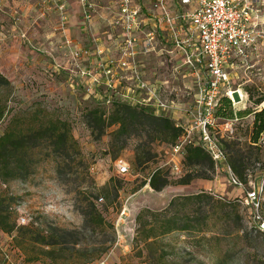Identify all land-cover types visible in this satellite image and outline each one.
<instances>
[{
	"label": "rangeland",
	"instance_id": "374dc122",
	"mask_svg": "<svg viewBox=\"0 0 264 264\" xmlns=\"http://www.w3.org/2000/svg\"><path fill=\"white\" fill-rule=\"evenodd\" d=\"M19 1L7 0L0 9V136L8 129L27 131L52 119L67 124L74 144L66 153L63 179L56 174V158L51 150L38 147L29 153L32 165L28 176L0 185V195L6 199L5 206L13 221L18 224L24 217L27 221L24 225L31 223V227L41 232L52 225L78 229L83 225L78 208L85 204L77 192L90 191L91 201L112 227L114 240L111 242L113 237L108 230L99 227L93 234L83 233L75 249L78 252L71 253L72 257L56 253L58 264L69 258V262L81 264L105 248L108 249L105 254L84 264H264V229H260L264 224V149L260 161L250 160L244 189L230 185L227 175L216 170L210 181L193 180L188 186L171 184L158 193L147 184L142 186L158 167L171 183L188 173L189 167L183 166L181 156L169 154L167 144L151 141L143 127L132 129L134 136L127 138L125 146L122 137L121 140L111 137L114 127L107 129L100 139H93L84 115L101 101L87 94L86 82L77 75V70L87 67L93 72L95 59L72 61L71 51L65 47L64 31L57 28L61 23L59 17H45L35 23L28 19L21 21ZM38 1L42 4V0ZM112 4L115 0L109 5ZM93 14L81 31L88 41L82 49L90 53L97 44L94 36L100 39L101 48L108 46L103 41V33L107 34L108 29H94ZM110 51L113 52L111 47ZM161 60L155 53L139 59L145 79L153 80L151 74L155 69L157 72ZM231 76L229 87L241 90L244 96L242 101H230L231 107L235 112H252L237 118L233 134L224 131L221 134L240 151L249 153L253 112L263 110L264 106V56L253 67L239 64ZM188 84L184 82V92L190 93L185 108L194 94L191 80ZM93 91L106 92L102 84ZM258 100H263L259 107L255 105ZM100 107L107 114L110 112L109 107ZM223 121L226 120L220 119ZM141 140L153 158L136 170L132 167L133 150ZM170 160L182 166V174L170 169ZM119 163L128 168L126 175L117 172ZM249 183L255 186L263 183L261 206L257 210L244 204ZM193 195L198 198L191 199ZM171 200L174 205L168 207ZM139 213L143 218L137 221ZM174 214L185 231L160 235L164 216ZM151 227L154 231H150ZM21 247L24 251L18 249L10 235L0 231V264H48L44 257L35 263L27 262L25 257L42 256V251L38 247L33 250L26 242Z\"/></svg>",
	"mask_w": 264,
	"mask_h": 264
},
{
	"label": "built area",
	"instance_id": "2783aa9c",
	"mask_svg": "<svg viewBox=\"0 0 264 264\" xmlns=\"http://www.w3.org/2000/svg\"><path fill=\"white\" fill-rule=\"evenodd\" d=\"M50 1L53 0H42L41 3L44 5ZM73 1L79 4L86 25L95 5L89 0ZM175 1L153 0L151 12L143 13L141 6L133 0H115L109 10L104 43L110 45L113 52L108 46L95 47L91 53L84 49L73 50L69 40H65V47L70 49V59L74 62L95 59L93 72L83 67L77 70V75L86 82L88 95L93 94L94 87L104 86L109 95L106 106L111 102L112 92H117L120 100L130 106L148 108L155 116L170 119L172 110L183 105L181 113L185 122L174 120L182 129V136L169 154L182 157L188 145L198 146L210 155L217 173L224 172L230 185L244 189L246 185L226 164L227 155L219 138L221 131L233 134L237 118L234 115L233 119L220 122L215 113L221 97L231 102L233 99L236 102L243 100L241 90L229 87L233 69L239 64L253 67L262 62L264 0ZM64 6L62 3L57 5L60 31L65 29ZM161 40L166 45L163 55L169 60L176 59L168 74L163 71L158 76V70L154 71L151 74L153 81H150L145 79L143 65L138 62L141 57L154 54ZM186 76L193 80L194 94L185 108V99L190 98L189 90L184 92ZM261 147L264 149L263 140ZM169 162L172 164L170 169L181 174L179 164ZM127 169L124 164L117 165V172L121 175H126ZM262 185L249 183L250 191L245 193L244 204L254 210L262 201ZM18 221L20 225L27 222L24 217ZM260 229H264V224Z\"/></svg>",
	"mask_w": 264,
	"mask_h": 264
},
{
	"label": "trees",
	"instance_id": "16d2710c",
	"mask_svg": "<svg viewBox=\"0 0 264 264\" xmlns=\"http://www.w3.org/2000/svg\"><path fill=\"white\" fill-rule=\"evenodd\" d=\"M151 12V9L149 10ZM161 65L158 67V76L160 72H166L168 74L170 68L174 64V60H169L165 55H161ZM156 71V69L154 70ZM1 82V81H0ZM101 85V84H100ZM96 86L97 88L100 86ZM106 91V90H105ZM92 96L101 101V104H97L94 109H89L84 115V123L90 131L93 139H100L105 134V131L110 127H114L111 133V137L115 140L124 141L126 145L127 138L134 136L132 129L137 127L144 128V131L149 135L151 141H160L168 145L169 150L176 143L178 138L182 136V129L177 126L175 121L167 116H155L153 111L148 108H137L130 106L120 100L117 92L111 93V102L108 106L105 104V100L109 96L107 91L105 94H97L93 91ZM264 100V99H263ZM263 100L256 101L255 105L259 106L263 103ZM104 106L109 107V113L106 109L101 108ZM215 117L222 120H231L235 115L236 118H243L251 112L238 111L234 114V109L231 107V102L226 97H221L216 106ZM2 112H0V118ZM252 126L249 133L248 139V150L249 153H244L240 149L235 147V143L230 142L229 138H223V134L219 135L220 145L223 151L226 153V164L231 169L232 173L238 177V179L247 185L248 179V167L251 159L260 161V153L262 151L261 140L264 135V108L263 110L253 112ZM137 131V130H136ZM73 140L70 136V130L67 124L59 120L49 119L46 124L40 123L35 128H29L27 131L8 129L0 136V185L4 184V181L25 178L29 174V169L32 165V159L29 153L38 147H45L46 150H51L54 158H56V174L59 178H64V166L67 158L68 148L72 147ZM122 148V147H121ZM134 159L132 167L134 169H141L146 163H148L153 155L144 146L142 140L137 143L134 147ZM183 166L189 167V172L180 175V179L169 182L166 176L163 174L161 168L158 167L148 178L147 181L143 182L150 186V188L157 192L161 191L165 187L176 184L180 186H188L193 180H207L210 181L214 178L215 169L213 161L209 154L202 150L198 146L188 145L185 148L182 156ZM182 168V166H181ZM182 174V172H181ZM78 196H83V205L78 208V212L83 219L82 227L78 229L61 228L58 226H46L45 230L39 231L31 227V223L28 225H20L15 223L12 219V215L8 210V206H5L6 199H3L0 195V231L3 234L10 235L14 244L18 249L21 247L23 242H26L33 250L39 248L42 251V256L37 257H25V260L29 263L38 262L42 257L48 261V264H58L54 256L69 254L72 257L73 252L79 247L78 239L81 235L90 233L93 234L95 228L100 230H108L114 240V233L112 227L106 223L102 213L96 207V204L91 201L93 196L90 191H85L82 194L78 191ZM198 195L191 196V199H197ZM174 201L171 200L168 207H172ZM261 206V204H260ZM259 206V208H260ZM141 213L137 216V221L142 220ZM34 225V224H33ZM32 225V226H33ZM150 231H154L151 227ZM175 231H185V228L180 225L178 217L174 214L171 217L164 216L163 222L160 226V235H166ZM89 244H91L89 242ZM93 245V243H92ZM108 249H102L94 255L87 257L84 260L85 263L91 262L99 258L102 254H105ZM70 259V258H69ZM64 261L61 264H74L69 262L70 260ZM82 262L81 264H84Z\"/></svg>",
	"mask_w": 264,
	"mask_h": 264
},
{
	"label": "crops",
	"instance_id": "0c3cea01",
	"mask_svg": "<svg viewBox=\"0 0 264 264\" xmlns=\"http://www.w3.org/2000/svg\"><path fill=\"white\" fill-rule=\"evenodd\" d=\"M95 5V11L93 14L92 20V26L94 29L100 28V29H108V17H109V10H111L109 5L112 3V0H93ZM5 2L7 0H1V4L6 5ZM142 3H137L142 8V12L144 13L145 10H150L151 5L153 3V0H142ZM62 3L64 6V19L65 21V29H64V35L66 37V40H69L71 42V46L77 49H82L85 47V43L88 42L86 39V35L84 33H81L85 28L83 26V19L81 14V8L79 4L74 2L73 0H53L50 2H46L44 5L40 4L38 0H21L17 4H19V15L23 19H28V21H31L32 23L35 22H41V20H44L45 17L48 19L51 17L58 16L59 10L57 5ZM172 3V2H171ZM174 8V6H172ZM146 13V12H145ZM46 15V16H45ZM60 26V25H59ZM59 29V27L57 26ZM102 29V30H103ZM106 32V31H105ZM105 32L103 34H105ZM96 35V34H95ZM95 42L97 43L95 46L100 47L101 44H99V40L97 37H95ZM105 43V37L103 39ZM155 55L156 57H160L163 54V50H165L166 45L164 42H159L156 45ZM152 56V55H151ZM158 60V58H157ZM188 80H191V83H193V80L191 77L186 76L184 82L188 84ZM153 81V80H152ZM190 85V83L188 84ZM183 105H178L175 107L174 110H172L170 117L175 120H184L182 115V108Z\"/></svg>",
	"mask_w": 264,
	"mask_h": 264
},
{
	"label": "bare ground",
	"instance_id": "6f19581e",
	"mask_svg": "<svg viewBox=\"0 0 264 264\" xmlns=\"http://www.w3.org/2000/svg\"><path fill=\"white\" fill-rule=\"evenodd\" d=\"M232 96L234 97V95H232ZM233 97H232V98H233Z\"/></svg>",
	"mask_w": 264,
	"mask_h": 264
}]
</instances>
